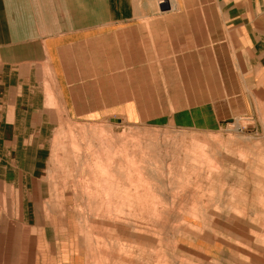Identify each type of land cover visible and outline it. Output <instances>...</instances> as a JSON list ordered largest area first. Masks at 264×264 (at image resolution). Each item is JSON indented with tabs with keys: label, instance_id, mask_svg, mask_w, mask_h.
Wrapping results in <instances>:
<instances>
[{
	"label": "rangeland",
	"instance_id": "rangeland-1",
	"mask_svg": "<svg viewBox=\"0 0 264 264\" xmlns=\"http://www.w3.org/2000/svg\"><path fill=\"white\" fill-rule=\"evenodd\" d=\"M137 3L134 26L54 39L65 100L33 60L19 125L0 107V150L27 175L0 180L6 264H264V92L244 110L241 61L190 43L203 14Z\"/></svg>",
	"mask_w": 264,
	"mask_h": 264
},
{
	"label": "crops",
	"instance_id": "crops-1",
	"mask_svg": "<svg viewBox=\"0 0 264 264\" xmlns=\"http://www.w3.org/2000/svg\"><path fill=\"white\" fill-rule=\"evenodd\" d=\"M137 2L138 0H0V76L3 73L0 83L4 84V94L6 93L0 98V107L13 111L9 123L15 126L20 123L17 112L19 105L24 103L20 101L22 86L31 91L33 84L38 85L37 80H28L30 72H24L28 68V62L34 60L33 66L43 76L45 61H49L61 97L65 100L63 83L59 80L63 74L62 71L59 73L54 64L55 50L51 45H63L70 41L54 39L76 35L77 32L86 33L93 28L109 30L134 26L140 12ZM170 2L174 12L203 14L202 21L197 22L195 29H207L209 37L206 41L199 40L201 36L197 34L195 41H190L195 44L197 51L203 49L205 44L211 45L213 51L223 46L235 55V60L241 61L235 71V75L240 77V101L244 110L252 106L255 98L248 93L249 89L257 93L264 92V0H207V4L201 5L180 4L179 10L175 8L176 0ZM208 4L211 7H207ZM206 13L215 14L217 21L210 24V21H206ZM196 53L198 56L199 52ZM41 89L42 86L39 90ZM3 114L2 112V117H6ZM17 153L19 154L17 149H14L11 156L0 150V168L4 170V174H0V180H3L4 185L14 187L17 185L13 183L21 179L25 182L27 179L26 173L21 170L22 156ZM26 154L31 159V164L32 160L38 164V152ZM26 170L28 169L25 168V172ZM6 246L10 245H3V253H10V248ZM0 261L6 264L9 259L3 255Z\"/></svg>",
	"mask_w": 264,
	"mask_h": 264
}]
</instances>
